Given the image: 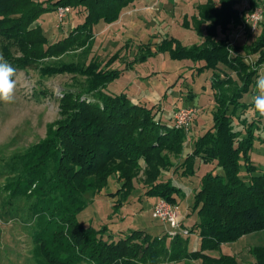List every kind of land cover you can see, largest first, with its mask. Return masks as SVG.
I'll return each mask as SVG.
<instances>
[{
    "label": "trees",
    "instance_id": "1",
    "mask_svg": "<svg viewBox=\"0 0 264 264\" xmlns=\"http://www.w3.org/2000/svg\"><path fill=\"white\" fill-rule=\"evenodd\" d=\"M135 1L0 0V57L16 72L71 50L89 54L94 28L116 22ZM237 4L238 0H206L191 17H184L182 26L202 36L201 43L185 45L167 36L158 42L156 51L151 43L139 45L141 62L163 53L172 60L200 62L199 74L213 71V122L192 139V130L188 134L159 119L157 104L136 102L126 91L110 90V84L125 71L110 68L119 52L105 64L92 57L88 64L44 67L48 75L74 73L85 80L80 89L65 90L59 97L60 117L46 138L12 160L19 172L8 184V198L32 199L29 209L38 224L33 233L38 264H158L163 259L241 264L233 254L209 253L264 230V165L257 166L252 156L260 123L258 118H244L242 129L234 124L235 118L240 119L238 111L254 105L243 99L256 87L264 67V22L256 33H245L246 42L231 45L232 32L252 11L239 9ZM65 6L82 11L84 20L65 38L50 42L37 21ZM256 6L251 0V9ZM253 55L255 60L249 62L247 57ZM222 65L238 78L215 74ZM186 142L193 146L191 152H184ZM171 154L183 156L178 166ZM198 162L209 169L194 193L192 209L197 219L187 228L190 235L179 233L169 241L171 234L133 229L120 236L107 225L96 228L79 218L87 207L86 194L108 189L112 176L121 183L108 193L117 201H127L136 189L135 181L145 177L146 195L176 205L184 193L171 178L163 177V171L174 167L179 176H195ZM192 234L198 237L195 249L189 245ZM249 253L254 259L251 264H264V245L251 247Z\"/></svg>",
    "mask_w": 264,
    "mask_h": 264
},
{
    "label": "rangeland",
    "instance_id": "2",
    "mask_svg": "<svg viewBox=\"0 0 264 264\" xmlns=\"http://www.w3.org/2000/svg\"><path fill=\"white\" fill-rule=\"evenodd\" d=\"M205 1L136 0L123 10L116 22L100 23L94 28L95 41L89 54L84 53L82 49L71 50L60 58H46L37 65L26 70H17L13 74L14 97L11 102L0 101V264H38L37 247L33 239L38 224L29 209L32 199L8 198V184L19 172V167L14 168L11 165L12 160L46 138L49 127L60 117L59 97L65 90L80 89L85 80L81 74L74 73L48 75L44 67L49 65L59 67L68 62L88 64L92 57H98L105 64L110 57L119 52V59L110 68L125 71L119 80L110 84V90L116 92L124 90L131 97H135V100L141 98L150 104L155 103L164 113L177 106L174 102H180L181 94L184 101L182 106L191 105L198 110L192 126V139L212 123L210 117L205 115L209 116L215 104L212 88L213 71L208 70L199 75L197 68L200 62L172 60L168 54H157L141 62L139 44L151 43L152 49L156 51L158 42L167 36H175L185 45L201 43L203 37L194 30L185 29L182 22L184 15L191 17L197 11V6ZM254 2L256 7H262L264 16V0ZM250 4L251 0H238L237 7L245 11L255 10L256 7L251 9ZM83 20L82 11L77 13V9L71 8L62 20L57 12H50L44 14L37 23L43 27L50 42H57L68 36ZM236 31L237 29H234L232 33ZM137 39L139 41H136ZM246 39L248 40V35L243 34L234 45L242 44ZM234 55L236 54L231 52V56ZM254 58V55L248 56L247 60L253 62ZM126 67L127 69H124ZM221 67L214 73L223 72L222 78H226L227 74L238 78L232 70L224 65ZM262 76L264 67L260 70V77ZM258 94L255 87L243 100L254 103L253 98ZM154 96L157 99H150ZM238 114L240 119L235 118L234 123L237 129H242L241 120L244 118L248 121L257 118L259 120L260 127L256 132L257 139L252 156L254 163L261 167L264 165V117L254 105L247 110L238 111ZM163 120L166 119L163 117ZM192 149L191 143L186 142L184 152H191ZM171 158L178 166L183 156L171 154ZM208 169L209 165L198 162L195 176H179L174 172V167L163 171V177L171 178L184 193L179 197V203L173 206L184 228L190 229L197 219V214L192 209L194 193L200 187L201 176ZM143 182L145 177L138 178L135 181L136 189L128 200L117 201L118 197H110L108 194L111 190L121 187V183L112 176L108 189H103L101 193L86 194L87 207L80 213V220L96 228L107 225L113 233L120 236L128 234L133 229H143L152 235L169 234V226L153 216V208L159 198L146 195L145 187L148 186ZM117 202H122L120 207L115 206ZM181 234L187 236L183 232ZM175 236H168L169 241L174 240ZM190 238V247L197 248L198 237L192 234ZM263 245L264 230L245 235L236 242L224 244L221 250L209 253L216 256L222 253L233 254L241 264H251L254 259L249 249ZM158 264H201V261L184 259L177 262L163 259Z\"/></svg>",
    "mask_w": 264,
    "mask_h": 264
},
{
    "label": "built area",
    "instance_id": "3",
    "mask_svg": "<svg viewBox=\"0 0 264 264\" xmlns=\"http://www.w3.org/2000/svg\"><path fill=\"white\" fill-rule=\"evenodd\" d=\"M69 6L60 7L57 13L62 20L69 12ZM264 20L262 7H256L244 19V21L237 28V31L232 34L231 45L237 43L238 39L246 32L256 33ZM198 110L195 107L173 108L167 117L162 109L158 113V118L163 120V117L172 125L184 129L188 134L192 130L195 117ZM264 117V116H263ZM174 205L165 199H159L153 208V216L161 222L169 226V234L177 235L178 233L188 234L187 228H183L180 223V218L173 207Z\"/></svg>",
    "mask_w": 264,
    "mask_h": 264
},
{
    "label": "clouds",
    "instance_id": "4",
    "mask_svg": "<svg viewBox=\"0 0 264 264\" xmlns=\"http://www.w3.org/2000/svg\"><path fill=\"white\" fill-rule=\"evenodd\" d=\"M14 72L15 69L10 66L3 57H0V101L11 102L14 97ZM256 87L259 94L253 98L254 107L264 116V76L257 79Z\"/></svg>",
    "mask_w": 264,
    "mask_h": 264
},
{
    "label": "crops",
    "instance_id": "5",
    "mask_svg": "<svg viewBox=\"0 0 264 264\" xmlns=\"http://www.w3.org/2000/svg\"><path fill=\"white\" fill-rule=\"evenodd\" d=\"M193 14H194V13H193ZM185 16H187V15H184V17H185ZM183 20H184V19H183ZM182 23H183V22H182ZM239 26H240V25H239ZM239 26H238V27H239ZM184 28H185V27H184ZM185 29H191V28H185ZM191 30H193V29H191ZM232 34H233V33H232ZM232 34H231V36H232ZM231 39H232V37H231ZM136 41H139V39H137ZM140 44H141V43H140ZM140 44H139V45H140ZM191 45H192V44H191ZM159 54H163V53H159ZM164 55H166V54H164ZM194 63H195V62H194ZM198 74H199V73H198ZM201 74H202V73H201ZM199 75H200V74H199ZM121 91H124V90H121ZM129 95H130V94H129ZM144 95H145V94H144ZM180 97H181V98H180V102H179V103H178V102H174V104L177 105V106H173L172 108H170V110H168V113L165 112V117H167V115L169 114V112H170L173 108H183V107H184V106H182V104H184V101H183V99H182L181 94H180ZM132 98H133V100L136 101V102H144V103L147 102V103H148V101H146V100H144V99H141V98L138 99V100H137V99L135 100V97H132ZM148 98H149V97H148ZM152 98H153V99H155V98L157 99L156 96L151 97L150 99H152ZM153 99H152V100H153ZM177 100H178V99H177ZM148 104H150V103H148ZM153 104H155V103H152L151 105H153ZM179 105H180V106H179ZM214 106H215V104H214ZM185 107H192V106H191V105H188V106H185ZM212 112H213V111H211V112L209 113V116H208V115H205V117H208V118L210 117L211 122H213V115H212ZM166 113H167V114H166ZM203 118H204V116H203ZM179 187H180V186H179ZM180 188H181V187H180Z\"/></svg>",
    "mask_w": 264,
    "mask_h": 264
}]
</instances>
